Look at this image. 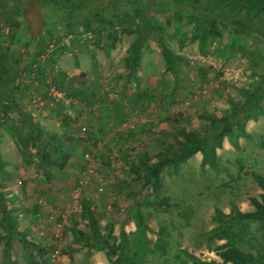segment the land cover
I'll list each match as a JSON object with an SVG mask.
<instances>
[{"label":"rangeland","instance_id":"obj_1","mask_svg":"<svg viewBox=\"0 0 264 264\" xmlns=\"http://www.w3.org/2000/svg\"><path fill=\"white\" fill-rule=\"evenodd\" d=\"M109 1L97 3L106 6ZM25 3L24 18L10 13L25 24L31 36L27 46L21 48L9 42L6 13L0 2V53L12 46L13 57H19L16 67L20 71L3 92L11 94L45 133L65 139L73 157L62 170H52L46 181L36 169L34 157L24 159L17 140L6 127H0L6 203L14 209L16 229L40 245L43 256L39 260L32 248L14 236L8 263L0 242V264H111L103 250L87 251L74 239V221L82 232L86 231L80 199L92 201L101 218L102 232L108 222L113 224L112 236L118 237L122 229L133 232V206L145 201L151 190L133 195V187L126 181L130 178L126 159L136 160L142 151L153 157L181 139L180 130L204 132L208 126L204 115L218 117L229 103H239L245 93L258 89L264 81V48L255 36L246 34L234 42L245 49L234 50L231 36L225 31L203 51L197 42L179 49L178 38L168 29L164 34L167 43L184 59L178 88H173L172 76L163 71V60L153 41L143 50L136 85L120 76L127 69L126 50L134 34L121 33L113 48L103 49L101 38L88 35L80 23L48 25L36 5L29 0ZM6 7H13L12 0H7ZM124 7L114 4L107 13ZM150 16L161 23L168 17L153 13ZM191 28L186 24L183 34ZM51 57L53 63L49 62ZM31 63L33 70L28 69ZM39 69L45 71V83L40 82ZM62 76L72 78L75 88L93 93L97 102L86 106L79 99L59 97L52 79ZM11 85L19 90H12ZM260 105L263 112L257 120L245 124L248 136L239 137L238 148L224 139L216 150L217 168L202 167L197 153L176 174L162 171V191L151 198H166L167 203L144 210L149 214L147 236L151 243L164 225L171 235L170 250L165 257L150 256L148 264H171L176 246L201 260L220 262L211 249L222 241L210 240L207 234L215 226V209L228 213L236 205L241 211H251L249 199L264 195L253 178L254 173L264 177V98ZM2 108L0 101V120L4 117ZM58 111L71 118V128L64 129ZM7 115L16 117L14 110Z\"/></svg>","mask_w":264,"mask_h":264},{"label":"trees","instance_id":"obj_2","mask_svg":"<svg viewBox=\"0 0 264 264\" xmlns=\"http://www.w3.org/2000/svg\"><path fill=\"white\" fill-rule=\"evenodd\" d=\"M25 1L27 0H12L13 7L7 8V0H0L2 10L6 13L9 42L21 48L27 46L31 36L25 24L10 13L20 14L24 18ZM29 1L38 7L48 25L78 22L88 35L94 34L101 38L97 40H100L103 49L113 48L121 33L134 34L135 37L126 50L127 69L120 76L133 80L136 85L143 50L149 41H153L163 60V71L172 76L173 88H178L180 64L184 59L174 53L167 43L164 34L168 29L178 38L179 49L187 43L197 42L199 49L203 51L210 41L222 37L225 31L231 36L230 45L234 50L245 49L241 44L234 45V42L236 37L246 34L255 36L264 48V0H111L106 6L98 4V0ZM117 3L125 7L108 15L109 7ZM151 13L168 17L161 23L154 21ZM54 14H57L56 18H49ZM186 24L192 28L183 34ZM48 37L52 38L51 33ZM12 48L9 46L0 53V101L3 102L4 116L0 120V127H6L17 140L24 159L34 157L36 169L42 179L48 181L52 170L60 171L65 168L73 153L65 139L45 133L29 113L19 107L11 94H4L3 88L14 82L20 72L16 67L19 57H13ZM49 62H54L53 57ZM28 69L33 70L32 63ZM38 74L40 82L45 83V71L39 69ZM263 79L264 77L261 80ZM73 82L72 78L65 76L52 79L55 91L61 93L63 98L69 101L79 99L86 106L97 102L93 93L75 88ZM260 84L258 89L245 93L241 102L229 103L228 109L220 116L204 115L203 118L208 122L204 132L180 130L178 134L181 139H176L174 145L157 152L153 157L142 151L136 160L126 159L130 175L126 181L133 187V195L137 197L143 190H151L146 194L145 201L135 202L133 206V232L126 233L122 229L118 237L112 236V222H108L102 232L99 223L101 218L92 201L82 197L79 201L80 216L85 221L86 231L82 232L74 221L72 231L75 241L87 251L103 250L111 264H148V258L152 255L167 256L170 250V232L161 225L156 232L155 241L151 243L147 236L149 214L144 210L150 207L161 208L162 204L167 203L166 198L158 201L151 198L162 191V171L167 175L176 174L179 167L197 153L201 155L202 167L217 168L216 150L221 148L223 140L226 139L232 147L238 148L239 137L248 136L245 124L249 120H257L263 112L260 101L264 98V81ZM10 88L19 90L12 85ZM9 110H14L16 117H9ZM57 113L64 129L71 128V118L61 111ZM4 164L0 158V242L3 243V256L8 263L12 240L14 236H18L23 245L32 248L42 261L40 245L27 239L25 233L19 232L14 225V209L6 203ZM253 178L264 192V177L254 173ZM126 181L124 182L127 183ZM249 203L253 209L246 212L236 205H232L228 213L215 209V226L207 234L210 240L222 241L211 249L220 262L201 260L187 249L176 246L173 248L171 264H264V195L259 199L251 197Z\"/></svg>","mask_w":264,"mask_h":264},{"label":"built area","instance_id":"obj_3","mask_svg":"<svg viewBox=\"0 0 264 264\" xmlns=\"http://www.w3.org/2000/svg\"><path fill=\"white\" fill-rule=\"evenodd\" d=\"M57 94H58L59 97H60V96L63 97L61 93L57 92Z\"/></svg>","mask_w":264,"mask_h":264}]
</instances>
